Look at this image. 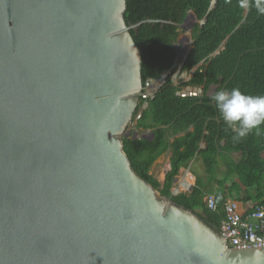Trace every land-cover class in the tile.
I'll use <instances>...</instances> for the list:
<instances>
[{
    "label": "water",
    "instance_id": "1",
    "mask_svg": "<svg viewBox=\"0 0 264 264\" xmlns=\"http://www.w3.org/2000/svg\"><path fill=\"white\" fill-rule=\"evenodd\" d=\"M126 10L0 0V264H264L133 170L123 140L138 139L144 82Z\"/></svg>",
    "mask_w": 264,
    "mask_h": 264
},
{
    "label": "trees",
    "instance_id": "2",
    "mask_svg": "<svg viewBox=\"0 0 264 264\" xmlns=\"http://www.w3.org/2000/svg\"><path fill=\"white\" fill-rule=\"evenodd\" d=\"M126 1L124 17L127 26L132 27L135 44L142 50L144 84L160 80L173 69L182 26L191 13L197 18L192 30L193 48L181 70V74L192 75L190 81L181 80L176 85L175 70L145 110V101L141 100L135 114L142 113L136 130L140 134L153 133L154 137H129L123 143L140 178L161 197L195 213L220 233L226 201L239 202L247 213L264 205L256 203L264 199V125L259 135L254 130L234 141V131L223 123L211 99L218 90L233 87L247 94L264 95V16L254 8H240L239 0H216L215 7V0ZM219 50L220 54L213 57ZM187 87L201 88L203 93L198 98L180 97L178 93ZM168 152L170 170L161 183L151 171ZM196 158L202 160L206 177L194 174L192 192L174 195L175 179ZM211 195L219 206L216 212L207 204Z\"/></svg>",
    "mask_w": 264,
    "mask_h": 264
},
{
    "label": "built area",
    "instance_id": "3",
    "mask_svg": "<svg viewBox=\"0 0 264 264\" xmlns=\"http://www.w3.org/2000/svg\"><path fill=\"white\" fill-rule=\"evenodd\" d=\"M160 89L161 85L158 80H148L144 84L140 94L141 100L145 101L143 110L147 108L149 100H152ZM201 94L202 90L199 88H185L179 92V96L182 98H198ZM141 116L142 113H138L130 123L129 128L132 134L137 132L136 126ZM146 137H151V135L147 133ZM190 188L191 185L183 186V190ZM173 194H179V190H174ZM206 200L209 209L216 212L219 208L216 197L211 195ZM223 209L226 218L221 224L220 235L226 241L229 249L264 248V205H258L253 211L247 213L239 202L228 200L223 205Z\"/></svg>",
    "mask_w": 264,
    "mask_h": 264
},
{
    "label": "clouds",
    "instance_id": "4",
    "mask_svg": "<svg viewBox=\"0 0 264 264\" xmlns=\"http://www.w3.org/2000/svg\"><path fill=\"white\" fill-rule=\"evenodd\" d=\"M239 6L242 9L254 8L258 15L264 16V0H239ZM179 75H181V71L179 72L177 79ZM185 76L188 77L189 78L188 81H190L192 75L189 76L187 73H185ZM177 79L176 81L179 84L181 80L178 81ZM188 81L184 80V82H188ZM187 88H193V87H187ZM212 92L213 90L210 92V94ZM211 99L214 102L215 108L219 113V116L223 121V123L229 129H232L234 131L235 133V135L233 136L234 141H239L246 138L254 130L256 131L257 135H259L260 127L264 125V95L247 94L241 91L239 87H233L231 89L218 90L217 92H215V94L212 96ZM147 133L151 135L150 132ZM145 138L148 139L152 137H145ZM187 192H189V190Z\"/></svg>",
    "mask_w": 264,
    "mask_h": 264
},
{
    "label": "rangeland",
    "instance_id": "5",
    "mask_svg": "<svg viewBox=\"0 0 264 264\" xmlns=\"http://www.w3.org/2000/svg\"><path fill=\"white\" fill-rule=\"evenodd\" d=\"M196 24H197V21L194 20V18L192 16H190L187 23L185 24V26L182 27V34H181V37H180L178 44H177L178 66L181 65L186 53L192 49L193 41H192V32H191L192 29L191 28H193L194 25H196ZM182 79L185 81L189 80V78L186 77L185 74L179 75L177 80L180 81ZM143 136L146 137V134H139L138 138H143ZM166 169L167 168L160 170L159 173L154 172L153 175L160 182H162L161 178H162ZM190 170L192 172L191 173L192 175L196 174L197 176H200L202 178L206 177V170H205L203 162L200 158H196L193 161V163L191 164ZM180 176L181 175H179V179L181 180L182 176L181 177ZM180 182H179V187L177 188L179 190V193H184V192L188 191V190H183V186L180 184ZM174 189L175 188H173L172 192H174ZM263 202H264V199H260V200L256 201V203H258V204H264Z\"/></svg>",
    "mask_w": 264,
    "mask_h": 264
},
{
    "label": "crops",
    "instance_id": "6",
    "mask_svg": "<svg viewBox=\"0 0 264 264\" xmlns=\"http://www.w3.org/2000/svg\"><path fill=\"white\" fill-rule=\"evenodd\" d=\"M170 158H171V153H170V152L164 154V155H163V156H162V157H161V158L155 163V165H154L153 168H152V171H151L152 174H153L154 172L159 173L160 170L167 168V169L165 170V172H164L162 178H161V180H162L161 183L164 182V180H165V176H166V174L169 172L168 170H170ZM184 172H185V173H184ZM180 175L182 176L181 180H183L184 178H186L188 175L191 176V177L193 178V180H194L192 184L195 185L196 177H195L194 175L191 174V170H190L189 173H188V172H187V169H182ZM181 176H180V177H181ZM181 180H179V182H180ZM179 182H178L177 185H174V188H178V187H179ZM186 185L188 186V185H191V184H190V183H187ZM227 185H228V184H227ZM227 185H226V186H227ZM241 206H242V205H241ZM242 208H244V207L242 206ZM244 209H245V208H244Z\"/></svg>",
    "mask_w": 264,
    "mask_h": 264
},
{
    "label": "bare ground",
    "instance_id": "7",
    "mask_svg": "<svg viewBox=\"0 0 264 264\" xmlns=\"http://www.w3.org/2000/svg\"><path fill=\"white\" fill-rule=\"evenodd\" d=\"M180 59V58H179ZM193 178L191 177V176H187L186 178H184L183 180H181V182H180V184L182 185V186H184V187H187V183H190V184H192L193 183Z\"/></svg>",
    "mask_w": 264,
    "mask_h": 264
}]
</instances>
